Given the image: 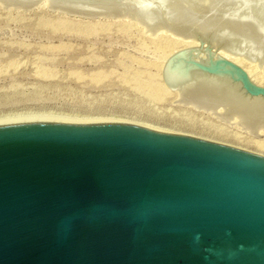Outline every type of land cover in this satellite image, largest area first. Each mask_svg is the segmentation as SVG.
Masks as SVG:
<instances>
[{
	"label": "water",
	"instance_id": "water-1",
	"mask_svg": "<svg viewBox=\"0 0 264 264\" xmlns=\"http://www.w3.org/2000/svg\"><path fill=\"white\" fill-rule=\"evenodd\" d=\"M189 36L178 53L207 49L201 69L264 97L211 33ZM0 264H264V157L124 123L0 126Z\"/></svg>",
	"mask_w": 264,
	"mask_h": 264
},
{
	"label": "rangeland",
	"instance_id": "rangeland-1",
	"mask_svg": "<svg viewBox=\"0 0 264 264\" xmlns=\"http://www.w3.org/2000/svg\"><path fill=\"white\" fill-rule=\"evenodd\" d=\"M62 15L46 5L29 11L0 5V118L19 116L22 123L50 114L66 123H124L264 155L238 143L235 127L165 92L164 64L184 48L176 37H154L121 20Z\"/></svg>",
	"mask_w": 264,
	"mask_h": 264
},
{
	"label": "bare ground",
	"instance_id": "bare-ground-1",
	"mask_svg": "<svg viewBox=\"0 0 264 264\" xmlns=\"http://www.w3.org/2000/svg\"><path fill=\"white\" fill-rule=\"evenodd\" d=\"M3 1L0 0V5L3 3L5 6H2L13 10L29 11L45 5L50 8L47 3H37L38 0ZM143 1L149 6H142L139 0H50V3L64 10L79 9L93 14L103 12L104 19L136 24L135 27L138 25L145 33H151L154 37L162 33L167 36L169 34L178 39L179 42H175L176 47L191 46L184 41L185 37H190L191 28L211 33L212 43L221 46V53L242 66L251 80L264 86V0ZM32 4L33 7H28ZM58 13L65 14L64 16L67 14L60 11ZM179 51L168 57L167 64L165 62V80L162 83L165 92L171 94L177 104L191 108L197 113L207 114L222 125L235 127L237 133L234 134V139L238 143L263 151L264 97L246 93L232 71V74H229L219 70L201 69L198 64L212 68L214 63L207 49L181 54ZM244 59L257 65L259 70L257 67L252 68L253 66ZM31 116L27 117V120L34 121L21 122L85 125L74 123L76 118L69 119V122H72L66 123L61 121L65 119H58L57 116L52 118L50 114ZM20 119L19 116L0 118V126L22 124L16 123L20 122ZM254 154L260 155L257 152Z\"/></svg>",
	"mask_w": 264,
	"mask_h": 264
}]
</instances>
